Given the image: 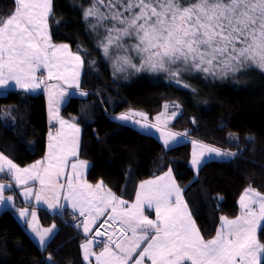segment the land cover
I'll use <instances>...</instances> for the list:
<instances>
[{
  "label": "trees",
  "instance_id": "obj_1",
  "mask_svg": "<svg viewBox=\"0 0 264 264\" xmlns=\"http://www.w3.org/2000/svg\"><path fill=\"white\" fill-rule=\"evenodd\" d=\"M92 2L53 0L49 21L53 41L70 44L84 60L81 86L89 95L70 97L63 115L82 128L80 157L90 163L87 180L103 182L132 202L141 181L173 170L203 235L214 237L221 217L240 213L246 189L264 193V71L249 67L224 76L184 73L182 83L163 71L125 77L106 58L115 50L105 54L102 47L106 29L114 22L85 19L84 10ZM16 6L15 0H0V16L8 17ZM167 102H177L181 109L170 125L172 130L237 155L208 161L196 173L191 165V141L167 148L155 136L113 118L130 110L153 118ZM48 132L44 92L15 89L0 96V151L17 165L31 166L45 157ZM38 213L45 227L58 226L45 249L21 225L13 209L2 212L0 264H88L82 250L86 237L74 225L72 214L60 215L42 207ZM260 239L264 242V232Z\"/></svg>",
  "mask_w": 264,
  "mask_h": 264
},
{
  "label": "snow or ice",
  "instance_id": "obj_2",
  "mask_svg": "<svg viewBox=\"0 0 264 264\" xmlns=\"http://www.w3.org/2000/svg\"><path fill=\"white\" fill-rule=\"evenodd\" d=\"M15 4L17 6L8 17L0 16V85L11 81L21 89L32 91L40 87L35 72L46 67L49 77H52L53 69L58 70L59 66L57 53H67L68 46L50 43L48 17L52 11V0H15ZM101 8L106 11L101 12ZM84 16L85 19L96 17L114 22L113 27L106 29L108 35L102 42L103 50L107 54L113 45L125 51L132 49L140 57L139 67L132 64L127 55L118 59L137 71L147 68L153 72H167L177 83L182 74L191 72L224 76L249 67L264 71V0H93L91 6L84 10ZM92 28L95 29L96 25ZM125 38L134 42L125 45ZM49 49H52V60H57V63L50 61ZM69 55L79 68L83 63L81 57ZM68 62L67 59L63 61L65 64ZM77 77L78 72H74L73 81L79 87ZM58 78L67 82L62 74ZM135 115L143 117L144 114L130 112L122 114L119 119L140 124V121L132 120ZM60 123L63 126L66 122L61 120ZM175 135L181 134H168L173 139ZM206 150L210 155H237L233 152L225 154L213 147ZM68 155L76 156V151L49 156V168L44 169V174L54 191L64 187L54 181L62 173ZM52 159H56L55 165L51 163ZM40 163L37 161L30 168L21 169L0 153V173L6 169L19 184L37 178ZM192 163L195 165L198 160L194 158ZM71 167L76 172L77 164ZM79 167H87V162L79 161ZM50 169L55 170L50 172ZM76 174L79 176L81 173ZM166 176L168 184L162 189L150 190L148 194L138 192L136 202L127 209L118 211L117 205L126 202L111 190L93 198L97 205L87 209L90 219L84 221L85 233L90 230L89 225L109 208L113 213L109 219L113 222L119 220L123 225L118 236L113 233L108 237L103 251L96 257L98 262L144 264L148 259L150 264H264V242L258 236V230L264 232V195L254 189H246L240 199L241 214L232 220L221 217L216 235L205 240L182 198L181 189L172 179L171 171ZM40 184L42 188L46 185L43 177ZM153 184L155 181H147L140 188L143 190L146 185ZM6 187L8 185L0 183V204L12 199L3 196ZM67 187L71 196L74 191L71 180ZM84 187L91 188V185ZM96 187L99 190L101 184ZM31 193L29 188L24 195L27 197ZM35 198L37 202L44 199L39 193ZM56 199L58 201V196ZM88 204L91 205L92 200ZM144 204L154 208L156 219L143 214ZM57 206L49 204L51 208ZM72 206L77 207L75 203ZM84 213L85 208L81 207L80 215ZM19 215L32 217L31 229L44 245L45 236L55 226L41 231L35 223L34 211L30 213L22 209ZM145 242L146 246L141 249ZM90 244L91 241L82 245L85 259L90 254Z\"/></svg>",
  "mask_w": 264,
  "mask_h": 264
},
{
  "label": "crops",
  "instance_id": "obj_3",
  "mask_svg": "<svg viewBox=\"0 0 264 264\" xmlns=\"http://www.w3.org/2000/svg\"><path fill=\"white\" fill-rule=\"evenodd\" d=\"M52 7H53V0H52ZM51 13H52V11H51ZM44 70L45 71L43 74L48 73V69L46 67H44ZM39 74H42V72ZM35 75L37 76L36 72H35ZM36 82L40 83V86H41V87L37 88L36 90H38L40 92H44L45 96H46L47 113H48V120H49V132H48L46 155L42 160H40L41 163L38 165L37 178L30 179V183H29V184H32V183L35 184L36 191H34V195H33L34 201H30V200H33V199H30L32 197H30L29 199H26V200L23 199V201H20V200L14 201V203L11 200L10 201L6 200V203H3V208L13 209L15 211L17 218L20 221L21 225L24 226V228L32 236V238L38 243V245L47 247L48 244L50 243V241L55 236L54 234L57 233V230L55 229L54 232H51V234H49V236H47V238L45 236V244L41 245L39 242L38 236L31 229L32 217L30 215L28 217H21L19 215L20 210L27 209L31 213L33 211L35 212L36 210L38 212L39 208L42 207V208H45L52 213H58L60 215L65 213L66 211H68L71 214L84 217V221H85L86 219H90L87 209L89 207L94 208L97 205V201L93 199L94 197L101 196L104 193H106L108 190H111V192L114 193L116 197H118L119 199H121L123 201H125V200L120 198L119 196H117V194L112 189H110L108 186H106L103 182L91 184L87 180L88 172L90 169V163L89 162L86 161L87 167H85L83 169H81L79 167V161H85L80 157L81 143H82V128L74 119H71L69 117H65L63 115V108H64L65 104L67 103V100L69 99V94H63L62 93L63 90H61V88L59 89V86H57V84H55L53 81H48V79H46V81L44 82L43 79L38 78L36 80ZM15 89L26 91L24 89H21L19 86L15 85L14 82L10 81L5 85H0V96L5 95L9 91L15 90ZM26 92H28V91H26ZM61 120L66 122L63 126L60 123ZM76 129H79V131L77 132ZM49 145H51L52 147L50 148ZM60 149H64V151L61 152ZM73 149L76 151V156H71V155L67 156L66 165L63 168L62 173L59 176H57L55 178V181H54L55 184L63 185L64 187L59 188V189L54 191L47 184L48 177L45 176V174H44V169L49 168V156L51 155L52 157H57V156L65 155L67 152H69ZM0 153H3V152L0 151ZM192 156H193V152H192ZM8 159H10L11 161H13L16 164V162L14 160H12L10 157H8ZM191 162H192V159H191ZM51 163L53 165H55L56 159H52ZM74 163L77 164L76 172H73V169L71 167V165ZM27 167H30V166H27ZM54 170L55 169H50L49 171L52 172ZM169 171H171L173 173V174H171L172 179L175 180L176 184L181 189L182 198L187 203L188 209L191 212L192 218L194 219L192 210H191V208L187 202V199L184 195L183 189L180 187V185L177 182L175 172L173 170H169ZM169 171H167L166 173H168ZM195 172L198 173L197 171H195ZM76 173H81V174L79 176H77ZM166 173L159 175L157 177H154V178L145 179V180L141 181L138 184L136 195L138 192H143L145 194H148L150 190L162 189V187L164 185L169 183V178L166 176ZM41 177H43L46 180V185L44 186V191H42V187L40 184V178ZM161 177H163V179H160ZM0 178H1L0 181L6 180V177H4V175H0ZM71 179L73 181H79L83 187H84V185H91V188L84 187L87 190V192L85 194L84 193L81 194V197H79L81 200V203L79 205H77V207H75V208H73V206H72L73 203L70 202L69 198H67V200H63L64 194L67 193V191H68V187H67L68 181ZM147 181H155V184L146 185L145 188L142 190L140 188V185L144 184ZM97 184H101V187L99 190H97V187H96ZM37 192H40L39 194L44 197L45 205H40L39 203H37L36 198H35ZM6 193H8V194L12 193L15 196H20V192H11L10 189H7ZM244 193H245V191L243 192L241 197L244 195ZM57 196H58V201L56 199ZM8 197H10V196H8ZM89 200H93L94 204L89 205L88 204ZM125 202L126 203L124 205H117L118 211H120L121 209L129 208L132 204H134L136 202V197H135L134 201H132V202H127V201H125ZM22 203L26 204L27 206L22 207L20 205ZM173 203H174V201H173ZM49 204H57L58 206L56 208H51V207H49ZM81 207L85 208L84 215H80V208ZM1 208H2V206H0V211L2 210ZM143 214L145 216H147L149 219H153V220L156 219L154 208H150L147 204L143 205ZM240 214H241V205H240V213L237 216H235V217H228L227 216V218L229 220H232V219H235L236 217H238ZM38 215H39V213H38ZM112 215H113V213L111 212V209L109 208L108 210L105 211L104 215L99 216L95 220L94 223H91L89 225L90 230L87 233H85L83 231L84 222L81 226H79L81 228L82 233L85 235L86 240L91 241L92 249L90 250V248H89V253L90 252L95 253L94 258L90 259L92 261H88V257H87V259H85L88 264H102V261L98 262L96 257L99 256V254L103 251L105 245L107 244L109 236H112L113 233H115L116 236H118L120 234L119 230H120V228L123 227V225L120 223L119 220L113 222L111 219H109V217ZM39 219H40V217H39ZM106 220H109V222H111V226L108 227V228H110V231L108 230V228L104 229L108 233L107 238H105V239L95 238L94 233L97 230H99L100 228L104 227ZM26 221H27V223H26ZM53 225H56V224H53ZM109 225H110V223H108V226ZM196 225L199 228L197 222H196ZM38 227L41 231H42L41 227H43V229L45 227L44 225H42L41 219L38 221ZM48 227H50V226H48ZM200 233L204 237V239L207 240V238L203 235L201 230H200ZM259 233H260V231L258 230V236H259ZM128 235H131V233H128ZM116 236H113V239H115ZM209 239H211V238H209ZM101 240H104V241L102 242ZM146 243L147 242H145L144 244L141 245V249L144 246H146ZM82 250H83V254H84V248L83 247H82ZM139 250L140 249H138V251ZM130 264H131V262H130ZM144 264H150V261L148 259H145ZM189 264H190V262H189Z\"/></svg>",
  "mask_w": 264,
  "mask_h": 264
},
{
  "label": "rangeland",
  "instance_id": "obj_4",
  "mask_svg": "<svg viewBox=\"0 0 264 264\" xmlns=\"http://www.w3.org/2000/svg\"><path fill=\"white\" fill-rule=\"evenodd\" d=\"M50 15H51V13H50ZM50 15L48 17V33L50 35V43L52 45H56V46L67 45L68 46V50H67V53H62V52H58L57 53V58L59 60V66H58V70L56 68L53 69L52 77H49L48 73L43 74L45 70H44V67H41V68H39L36 71V74H37V76L35 75L36 76V80L38 78H41V79H43L44 82L46 81V79H48V81H53L55 84H57V86H59V89L61 88V90H63V92H62L63 94H69V98L72 97V96L81 97V98H87L89 94H88L87 91L82 89V86H81L82 77H83V73H84V60H83V57H82L81 54H79L76 51H74L70 44H68V43H55L53 41L52 34H51V28H50V24H49ZM133 42L134 41H130L128 39V43L127 44L133 43ZM51 52H52V49H49L50 61L52 63H57V60H52ZM109 53H112V54L108 55V57H106V58L109 60L111 66L112 67L114 66L115 72H117L119 74H122L125 77H128V76L134 77V76L137 75V73L140 74L141 71H145V73H148L150 71L147 68H144L142 70L137 71L135 68H132L131 66H129L127 64H124L121 60L118 59V57H124V56L127 55L131 59V63L132 64L135 63L136 65H138L137 67H139V65H140V57L137 56L136 53L130 48L127 49V51H125V49L123 51H120L113 45V46L110 47ZM118 53H120V54H118ZM69 54H71L72 56L79 55L81 57V60L83 61V63L79 66V68H76V66H75L76 62L71 60V57H70ZM66 59L69 61L67 64L63 63V61L66 60ZM133 70H135V71H133ZM41 72H42V74H39ZM74 72H78V77L76 78V82H78L79 87H77L76 83L73 81ZM157 72H159V71H157ZM163 73L166 74L168 77H170L167 72H163ZM61 74L66 78L67 82H65V79H59L58 78V76L61 75ZM181 76H183V74ZM170 78L173 79L174 81H176L174 78H172V77H170ZM179 83H182L181 78H180V82ZM28 92L29 93H33V94L40 93V91H38L36 89L32 90V91H28ZM81 93H86L87 95H82ZM68 101H69V99L67 100V102ZM130 112L144 114L143 117L141 115H135V116L132 117V120L140 121V124H135V123H132L131 121H123V120L119 119V117L122 114L130 113ZM180 113H181V109H180L179 103H177V102H167L164 105L163 110L159 114L155 115L153 118L149 114L144 113V112L139 111V110H130V111H127V112H121V113H119L117 115H114L113 118L115 120H117V121H120V122L126 123L128 125H131V126L137 128V129H139L142 132H145V133H148V134H151V135L155 136L167 148L180 146L182 144H185V143L191 141L192 142V147H193L192 161H193L194 158L198 160L197 164L194 165L191 162V165L193 166L194 170L197 171V172L204 165V163H206L208 161H211V160H223V159L227 160V159H231L232 157H234V156H228V155H224V156H218L216 154H211L210 155L207 152L206 148L207 147H213V146L203 144V143H201V142H199L197 140H191L190 137L184 132H176V131L172 130L170 125L180 115ZM141 125H148L149 127H141ZM152 125H155V127H151ZM169 133L181 134V135H175V138L173 139V138H170L168 136ZM165 140H167V143H165ZM213 148H215V147H213ZM216 149H218V148H216ZM219 150L221 152H224L225 154H227L229 152H232V151H228V150H221V149H219ZM233 153H235V152H233ZM17 166H19V165H17ZM19 167L21 169L30 168V167H22V166H19ZM171 174H173V173L171 172ZM0 175H4V177H6V180L0 181V183L8 185V187H6L4 189V191H3V196L5 198L10 196L12 198L11 201L13 203H14V201H18V200L23 201V199L24 200L29 199L30 197H32L30 199H33V200H30V201H34V196L33 195H34V191H36V188H35V184L34 183L29 184L30 183V179L27 181L26 184H19V183L16 182L14 176L11 173H9L6 169H5L4 172L0 173ZM71 182H72V184L74 186L73 194L70 196L69 195V191H67V193L64 194L63 200H67V198H69L71 203H75L76 205H79L81 203V200H80L79 197H81V194H83V193L85 194L87 192V190L82 186V184L79 181H73L71 179ZM29 188L32 189V193L29 196L25 197V195H24L25 190L29 189ZM7 189H10L11 192H12V190L14 192H20V196H15L12 193L11 194L6 193ZM253 189L255 191H258L259 193L264 195V193L259 191L258 189H256V188H253ZM42 191H44V187L42 188ZM37 193H40V192H37ZM37 203H39L40 205H45V199H43L42 201L37 202ZM93 204H94V201L92 200V204L91 205H93ZM0 206H2V208H1L2 210L0 211V215H1L5 208H3V203L0 204ZM35 213H36V217H37L35 223L37 224V227H38V221L40 219L38 217L39 215H38L37 210L35 211ZM71 217L73 219L74 225H76V226H81L83 224V222H84V217L77 216V215H74V214H72ZM79 221H81V222L78 223ZM106 222H109V220H106L105 223ZM109 223H110L109 226L104 225V227L101 228V229L104 230L105 228L110 227L111 226V222H109ZM53 226H55V227H54L52 232H54L55 229L58 230V226L57 225H52L50 227H44V229L53 228ZM41 228H42V231H43V227H41ZM108 230L110 231V228H108ZM49 234H51V233H49ZM49 234L46 235V238H47V236H49ZM259 238H260V233H259ZM101 241L103 242L104 240H101ZM85 244H89V241L86 240L83 243V245H85ZM40 247L43 248V249L46 248V246H40ZM89 248H90V250L92 249L91 244H90ZM89 248H88V251H89ZM84 251H85V249H84ZM93 258H94V255H92L91 252H90V254L88 255V261H92L90 259H93ZM185 264H189V262H185Z\"/></svg>",
  "mask_w": 264,
  "mask_h": 264
},
{
  "label": "water",
  "instance_id": "obj_5",
  "mask_svg": "<svg viewBox=\"0 0 264 264\" xmlns=\"http://www.w3.org/2000/svg\"><path fill=\"white\" fill-rule=\"evenodd\" d=\"M97 233H99V235H97ZM105 231L103 229H99L94 233V237L97 239H105L107 238L108 235H105Z\"/></svg>",
  "mask_w": 264,
  "mask_h": 264
},
{
  "label": "built area",
  "instance_id": "obj_6",
  "mask_svg": "<svg viewBox=\"0 0 264 264\" xmlns=\"http://www.w3.org/2000/svg\"><path fill=\"white\" fill-rule=\"evenodd\" d=\"M80 222H81V221H79L78 223H80ZM108 223H109V222H106V223H105V225H107V226H108Z\"/></svg>",
  "mask_w": 264,
  "mask_h": 264
}]
</instances>
